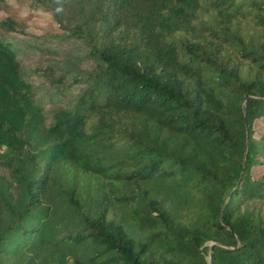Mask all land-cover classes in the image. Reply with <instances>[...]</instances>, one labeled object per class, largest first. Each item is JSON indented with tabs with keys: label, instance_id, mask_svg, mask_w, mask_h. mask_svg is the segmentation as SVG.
<instances>
[{
	"label": "trees",
	"instance_id": "16d2710c",
	"mask_svg": "<svg viewBox=\"0 0 264 264\" xmlns=\"http://www.w3.org/2000/svg\"><path fill=\"white\" fill-rule=\"evenodd\" d=\"M31 2L93 67L45 124L0 41V264H264V0Z\"/></svg>",
	"mask_w": 264,
	"mask_h": 264
},
{
	"label": "rangeland",
	"instance_id": "374dc122",
	"mask_svg": "<svg viewBox=\"0 0 264 264\" xmlns=\"http://www.w3.org/2000/svg\"><path fill=\"white\" fill-rule=\"evenodd\" d=\"M54 3L62 4L63 14L69 13L70 4L64 6V0ZM4 18L12 21L14 29L0 26V41L14 50L20 74L30 83V96L39 101L43 122L47 124L53 109L74 102L84 84L75 83L72 78L90 71L93 63L85 57L82 44L67 37L45 7L31 0H4L0 3V20ZM0 174L5 175L3 168ZM256 210L264 215V201ZM64 256L67 264H83L75 262L70 251Z\"/></svg>",
	"mask_w": 264,
	"mask_h": 264
}]
</instances>
